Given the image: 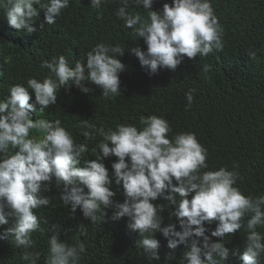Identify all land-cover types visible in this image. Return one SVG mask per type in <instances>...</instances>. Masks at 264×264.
<instances>
[{
	"label": "clouds",
	"instance_id": "9594fccd",
	"mask_svg": "<svg viewBox=\"0 0 264 264\" xmlns=\"http://www.w3.org/2000/svg\"><path fill=\"white\" fill-rule=\"evenodd\" d=\"M90 2L99 8L109 0ZM130 3L142 5L148 11L147 19L129 12ZM153 3L154 0H120L121 6L115 12L124 27L131 29L134 37H142L147 45L146 50L134 46L130 52L149 76L161 69L174 71L185 57H207L223 50L224 28L211 0H172L159 11L152 10ZM34 5L44 10L46 24L52 25L69 7L70 0H3L8 24L29 34L37 31L33 23L39 9ZM125 51L126 47L119 44L101 42L87 53L86 62L76 61L74 67L64 55L53 56L40 65L48 70L42 81L32 77L26 86L12 85L9 94L0 99V225L14 218L12 226L0 232V240L24 249L20 259L26 264H38L40 253L28 249L35 244L33 233L41 231L35 210L51 204V199L42 194L50 190V184L62 186L63 204L70 206L72 213L79 209L92 224L104 223L109 208L113 209L112 220L126 217L127 227L139 234L137 245L151 260L160 259V242L154 235L160 232L169 249L186 246L185 264H226L229 249L225 237L243 229L246 240L241 264H260L264 233L257 228L264 227V195L253 198L242 193L237 186L239 172L235 170H204L208 169V152L194 133L181 132L170 139L168 120L157 115L142 116L139 129L133 124H118L115 130H105L81 120L76 127L84 138L102 137L92 149L95 159L89 160L85 158L88 145L77 143L60 119H32L35 104L43 113L56 104L62 87L75 85L89 93L92 89L86 84L91 83L101 89L106 99L119 96L120 73L126 66L117 57ZM247 55L254 59L257 53L250 50ZM209 67L206 65L205 71ZM30 90L34 103H30ZM195 92L193 88L185 93L189 106ZM33 132L43 135H32ZM110 156L118 158L111 172L102 162ZM82 160L84 166H80ZM113 178L116 185H122L123 202L115 199ZM160 198L166 203H153ZM173 206L171 216L177 218L180 230L171 222L162 227L164 217L159 213ZM213 222L216 227L208 235L205 225ZM212 237L218 239L213 241ZM48 245L45 264H80L85 252L82 242L69 244L55 232ZM174 258V252L167 254L168 261Z\"/></svg>",
	"mask_w": 264,
	"mask_h": 264
},
{
	"label": "trees",
	"instance_id": "16d2710c",
	"mask_svg": "<svg viewBox=\"0 0 264 264\" xmlns=\"http://www.w3.org/2000/svg\"><path fill=\"white\" fill-rule=\"evenodd\" d=\"M164 3L171 4L172 0H154L152 10H162ZM211 3L224 28L223 50L207 57H185L174 71L161 69L149 76L130 52L134 46L146 50L147 45L142 37H134L132 30L124 27V21L115 15L121 6L120 0H109L99 8L92 7L90 0H70L69 7L52 25L46 24L44 10L34 5L39 9V16L33 23L37 31L31 34L8 24L3 0H0V99L9 94L12 85L26 86L32 77L42 81L48 75V70L40 67L44 60L64 55L70 67H74L76 61L86 62L87 53L96 44H119L126 47L125 54L117 57L126 66L120 73L119 96L106 99L101 89L91 83L86 84L92 89L89 93L81 92L75 85L68 89L62 87L56 104L43 113L35 104L32 119H60L77 143L88 145L85 158L92 160L95 159L92 149L102 137L84 138L82 130L76 127L81 120H89L105 130H115L118 124H133L139 129L142 116L157 115L168 120L172 129L168 133L170 139L181 132L196 135L208 152V169L204 170L221 167L235 170L239 172L237 186L242 193L253 198L264 195V0H211ZM128 11L148 17L142 5L130 3ZM250 50L257 53L254 59L247 55ZM206 65L210 66L207 71ZM193 88L196 92L189 106L185 93ZM30 94V103H34L31 90ZM32 135L43 134L33 132ZM117 159L110 156L102 162L111 172V165ZM80 166H84L83 160ZM49 189L42 194L51 199V204L35 210L41 231L33 233L35 244L28 249L40 253L38 264H45L48 239L54 232L61 241L85 245L80 264H185L183 254L188 250L185 245L169 249L167 239L157 232L154 235L160 242V259L151 260L137 245L139 234L127 227L126 217L112 220L113 209L109 208L104 223L92 224L79 209L72 213L70 206L63 204L62 186L49 184ZM112 190L116 192L115 199L123 202L122 185H116L114 178ZM153 203L166 202L160 198ZM173 210L174 206L166 207L159 213L164 217L162 227L171 222L180 230L177 218L171 216ZM8 220V224L0 225V232L14 223V218ZM205 226L209 229L206 234L210 235L216 222ZM257 231L264 233V227H258ZM217 239L212 237L213 241ZM245 240L243 229L225 237V246L229 249L226 264H241ZM23 251L7 240H0V264H26L20 259ZM169 252L175 254L170 261L167 260ZM260 264H264V256Z\"/></svg>",
	"mask_w": 264,
	"mask_h": 264
},
{
	"label": "bare ground",
	"instance_id": "6f19581e",
	"mask_svg": "<svg viewBox=\"0 0 264 264\" xmlns=\"http://www.w3.org/2000/svg\"><path fill=\"white\" fill-rule=\"evenodd\" d=\"M253 149V148H252Z\"/></svg>",
	"mask_w": 264,
	"mask_h": 264
}]
</instances>
